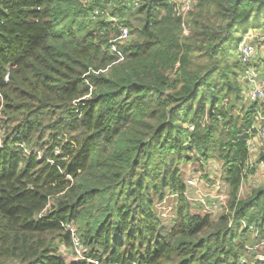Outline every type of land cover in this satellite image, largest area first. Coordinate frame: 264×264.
Wrapping results in <instances>:
<instances>
[{"label": "trees", "instance_id": "1", "mask_svg": "<svg viewBox=\"0 0 264 264\" xmlns=\"http://www.w3.org/2000/svg\"><path fill=\"white\" fill-rule=\"evenodd\" d=\"M175 6L0 0V264L251 261L246 247L264 235V168L241 196L252 113L234 51L264 27V0ZM184 160L219 165L220 213L186 196ZM168 194L169 230L154 203ZM69 225L84 260L62 252L74 247Z\"/></svg>", "mask_w": 264, "mask_h": 264}, {"label": "built area", "instance_id": "2", "mask_svg": "<svg viewBox=\"0 0 264 264\" xmlns=\"http://www.w3.org/2000/svg\"><path fill=\"white\" fill-rule=\"evenodd\" d=\"M192 1L193 0H174V3L176 4L174 10L177 14L185 13L189 9ZM98 13V10H94V15H97ZM111 21L116 22V20L113 18H111ZM252 31H254V34L246 33L237 47V57L241 66L243 67V78L247 84V87L245 89V97L248 101L249 111L252 113L251 124L245 130H243L241 134V136L245 137L247 155L242 170L243 178L239 187V194H241L245 189L250 190L251 187L256 185L257 181L255 177L251 176V170L255 169L256 172H258L260 170L262 171L264 168V162L259 159V153L264 150V80L260 78L259 72L256 69L255 52L257 50L255 49L254 44V38H257V34L260 33V29L257 28ZM119 32L120 39L127 38L128 30L126 27H120ZM262 40H264V38ZM214 167L218 169L216 165H214ZM215 168L213 169V172L217 171ZM203 205L204 208H208V206H210L208 204ZM215 211L216 208L213 205L211 209L207 210V212L210 213H213ZM68 230H70V232L72 233L74 247L69 254H67L66 249H62L64 256L69 261L86 259L83 255L85 248L78 241L73 227L69 225ZM262 237L263 238H261V240H264V235ZM258 244H255L250 248L246 247L248 252H250L251 250H255ZM256 260L264 261V255L260 254V256H258V259ZM241 261L244 262V259L241 258ZM94 264L100 263L94 261Z\"/></svg>", "mask_w": 264, "mask_h": 264}, {"label": "rangeland", "instance_id": "3", "mask_svg": "<svg viewBox=\"0 0 264 264\" xmlns=\"http://www.w3.org/2000/svg\"><path fill=\"white\" fill-rule=\"evenodd\" d=\"M263 29L260 30V33L257 34V38H254V44H255V49L257 50L256 52H258V59L255 61V65H256V69L259 72V76L261 79L264 80V40H262L264 38V27H262ZM255 28H251L249 29L246 33L247 34H254V30ZM250 31V32H249ZM246 33H244L243 35L241 34V31L239 30L235 36V38H242L246 35ZM133 40V38H132ZM131 40V41H132ZM136 42V41H135ZM262 42V43H260ZM255 52V55H256ZM237 51L235 53L234 51V55L236 57ZM233 55V56H234ZM257 62V63H256ZM217 167L219 166L218 164H214ZM213 162L208 163L207 165H203L199 162H197L196 160H184V161H179L177 162V167L180 170V174L182 176L183 181L186 183V185L188 186V191L186 192V196L191 197L192 194L196 193L195 195H197V199L193 202H195L196 206H199V204H215L214 202L218 203L213 205L216 208L217 213H220L222 207H223V203H225V200L227 198V194L228 191L227 189H225V185L223 183V181L220 179V177H218L219 173H215L212 172V169H214ZM216 169V168H215ZM218 171H220V168L216 169ZM261 171V170H260ZM258 171V173L256 172L257 176L255 179L256 181H260V174L261 172ZM211 176V179H208L207 177ZM214 177V179H213ZM189 180H192L193 182L196 183V185L192 186V184L189 183ZM257 185V183H256ZM253 186V185H252ZM251 189V188H250ZM192 191V192H191ZM196 191V192H194ZM250 192V190H248ZM245 194V196L248 194V192L246 190H244L241 193V196H243ZM176 196L175 195H171L168 194L166 196V198L162 201V202H156L155 200V208L156 211L158 213L159 219L161 221V226L164 227L165 229L169 230L172 225H173V221L175 219L174 216V201H175ZM190 199V198H189ZM191 200V199H190ZM218 205V206H217ZM203 208V206H202ZM212 206H208V208H203L204 210H209L211 209ZM214 209V208H213ZM196 211H198L195 208ZM251 246L249 245L248 248H250ZM260 254L264 255V240H260L258 246H256L255 250L253 251V256L251 261H249L248 264H253V261L258 259V256H260ZM244 255L247 257L248 254ZM249 260V259H248ZM246 260V261H248Z\"/></svg>", "mask_w": 264, "mask_h": 264}, {"label": "crops", "instance_id": "4", "mask_svg": "<svg viewBox=\"0 0 264 264\" xmlns=\"http://www.w3.org/2000/svg\"><path fill=\"white\" fill-rule=\"evenodd\" d=\"M263 28H261L260 30H262ZM258 52H256V55H255V60H257L258 59ZM257 63V62H256ZM258 173V172H257ZM257 176H255V178H256ZM189 183L190 184H192V186H194V185H196V183L195 182H193L192 180H189ZM186 184V183H185ZM187 186V185H186ZM187 190H189L188 189V186H187ZM247 192H249L248 191V189H245ZM192 192V191H191ZM194 192H196V191H194ZM196 193H194V194H192V196L191 197H189L192 201H195L197 198V195H195ZM245 195V194H244ZM215 204H217L218 203V200H217V202H214ZM218 206V205H217ZM216 213H217V211H215V215H216Z\"/></svg>", "mask_w": 264, "mask_h": 264}, {"label": "water", "instance_id": "5", "mask_svg": "<svg viewBox=\"0 0 264 264\" xmlns=\"http://www.w3.org/2000/svg\"><path fill=\"white\" fill-rule=\"evenodd\" d=\"M137 44H138V41L134 42V44H133V45H137Z\"/></svg>", "mask_w": 264, "mask_h": 264}]
</instances>
